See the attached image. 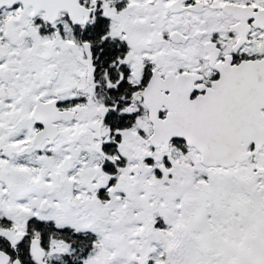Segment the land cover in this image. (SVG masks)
Returning <instances> with one entry per match:
<instances>
[{"label": "snow or ice", "instance_id": "1", "mask_svg": "<svg viewBox=\"0 0 264 264\" xmlns=\"http://www.w3.org/2000/svg\"><path fill=\"white\" fill-rule=\"evenodd\" d=\"M0 264H264V0H0Z\"/></svg>", "mask_w": 264, "mask_h": 264}]
</instances>
